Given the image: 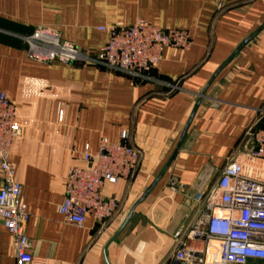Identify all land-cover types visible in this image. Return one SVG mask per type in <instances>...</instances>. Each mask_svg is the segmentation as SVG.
I'll return each instance as SVG.
<instances>
[{
  "label": "crops",
  "instance_id": "1",
  "mask_svg": "<svg viewBox=\"0 0 264 264\" xmlns=\"http://www.w3.org/2000/svg\"><path fill=\"white\" fill-rule=\"evenodd\" d=\"M137 18L185 30L189 48L168 51L137 79L99 64L37 63L26 54L23 37L37 25L93 53L107 38L99 27ZM263 21L264 0H220L219 6L211 0H0V90L14 103L21 129L9 159L29 212V264H105V248L110 264H175L174 233L185 238L198 217L194 186L201 176L204 186L211 184L238 157L264 179V163L245 160L248 129L264 127L263 29L214 80L168 170L109 243L173 150L195 93ZM123 130L141 163L134 178L101 187L104 197L121 201L119 213L108 222L91 215L81 226L65 222L56 207L66 172L83 166V152H95L102 137L117 142ZM14 263L11 237L0 222V264Z\"/></svg>",
  "mask_w": 264,
  "mask_h": 264
},
{
  "label": "built area",
  "instance_id": "2",
  "mask_svg": "<svg viewBox=\"0 0 264 264\" xmlns=\"http://www.w3.org/2000/svg\"><path fill=\"white\" fill-rule=\"evenodd\" d=\"M211 1L220 5V0ZM98 29L105 31L107 38L90 53L62 39L57 29L37 25L23 37L26 54L37 63L99 64L137 79L147 77L168 51L180 53L191 44L185 30L162 28L142 18L130 25L115 23ZM20 135L15 105L0 90V222L11 237L14 264H29L31 241L25 233L29 212L9 159L10 144ZM247 135L250 148L245 160L264 163V127L250 128ZM128 138L125 130L117 142L109 143L102 137L95 152H83V166L66 172L63 199L56 207L65 222L81 226L86 215L100 222L117 216L121 201L104 197L101 187L135 177L141 153L128 144ZM244 162L238 157L229 159L207 186L203 176L198 179L194 189L200 211L185 238L180 231L174 233L175 264H264V179L251 175L252 167ZM170 185L176 187L177 183L172 179ZM186 239L201 244L191 246Z\"/></svg>",
  "mask_w": 264,
  "mask_h": 264
},
{
  "label": "water",
  "instance_id": "3",
  "mask_svg": "<svg viewBox=\"0 0 264 264\" xmlns=\"http://www.w3.org/2000/svg\"><path fill=\"white\" fill-rule=\"evenodd\" d=\"M264 29V21L258 25L239 45L228 55V57L215 69V71L212 73V75L209 77L208 81L204 85V87L195 93L196 100L193 103V106L191 108V111L187 117V120L183 126V129L175 143V146L173 150L171 151L170 155L167 157V159L164 161V163L161 165L160 169L156 173V175L153 177V179L150 181V183L147 185V187L144 189V191L140 194V196L132 203L128 211L125 213L122 222L120 223L118 230L113 235L109 243L114 240L126 227L128 222L130 221L135 209L143 202V200L146 198V196L149 194V192L152 190V188L156 185V183L163 177L165 172L168 170L169 166L171 165L173 159L175 158L178 150L180 149L184 138L188 132V129L190 128V125L192 124V121L197 113V110L200 106V103L203 99L209 96L208 90L214 80L218 77V75L231 63V61L234 59V57L248 44L252 41V39L262 30ZM104 261L105 264H110L107 256H106V248L103 251Z\"/></svg>",
  "mask_w": 264,
  "mask_h": 264
},
{
  "label": "rangeland",
  "instance_id": "4",
  "mask_svg": "<svg viewBox=\"0 0 264 264\" xmlns=\"http://www.w3.org/2000/svg\"><path fill=\"white\" fill-rule=\"evenodd\" d=\"M250 264H254V263H250Z\"/></svg>",
  "mask_w": 264,
  "mask_h": 264
}]
</instances>
